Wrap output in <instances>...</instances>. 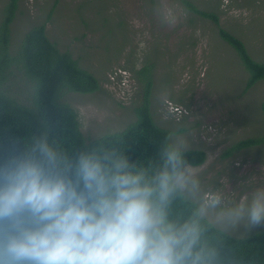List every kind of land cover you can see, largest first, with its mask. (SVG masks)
I'll use <instances>...</instances> for the list:
<instances>
[{
  "label": "rangeland",
  "instance_id": "1",
  "mask_svg": "<svg viewBox=\"0 0 264 264\" xmlns=\"http://www.w3.org/2000/svg\"><path fill=\"white\" fill-rule=\"evenodd\" d=\"M7 1L0 0V20ZM182 1L215 14L251 59L264 63V0H18L11 45L46 22L50 41L97 79L99 91L69 93L62 100L77 112L86 142L134 120L132 108L143 84L135 73L148 68L156 125L169 131V138H185L189 151L205 153L195 169L206 191L220 189L239 199L264 183V141L228 157L224 153L246 139L264 140V81L243 94L248 73L235 51L210 21L188 12ZM178 7L187 14L170 27L168 11Z\"/></svg>",
  "mask_w": 264,
  "mask_h": 264
},
{
  "label": "clouds",
  "instance_id": "2",
  "mask_svg": "<svg viewBox=\"0 0 264 264\" xmlns=\"http://www.w3.org/2000/svg\"><path fill=\"white\" fill-rule=\"evenodd\" d=\"M186 14L169 9V26ZM189 150L168 138L145 162L0 130V264H243L225 240L264 228V183L239 199L206 191Z\"/></svg>",
  "mask_w": 264,
  "mask_h": 264
},
{
  "label": "trees",
  "instance_id": "3",
  "mask_svg": "<svg viewBox=\"0 0 264 264\" xmlns=\"http://www.w3.org/2000/svg\"><path fill=\"white\" fill-rule=\"evenodd\" d=\"M18 0H8L0 20V130H10L24 137L41 129L49 131L50 140L63 150L73 153L86 145L89 147L129 146L128 155L133 160H152L159 146L169 138L170 132L159 128L151 113L150 94L152 74L142 67L137 73L142 76L139 102L132 109L134 120L126 128L108 133L96 140L86 142L80 130L77 112L62 101L74 94H93L99 91L97 79L85 69L67 50L60 49L46 35L45 25H35L25 32L19 44L11 45V24L16 15ZM184 8L210 21L220 39L236 53L248 73L243 94L254 84L264 81V63L251 59L244 44L220 27L218 17L206 13L188 1ZM52 9L47 19H51ZM138 77V76H137ZM139 81V79H138ZM264 120V101L260 104ZM261 138L246 139L226 150L224 156L260 145ZM189 162L197 168L205 161V153L191 150L186 154ZM189 205L177 202L175 211L186 213ZM226 251L231 249L243 264H264V230L250 235L247 241L226 238Z\"/></svg>",
  "mask_w": 264,
  "mask_h": 264
}]
</instances>
